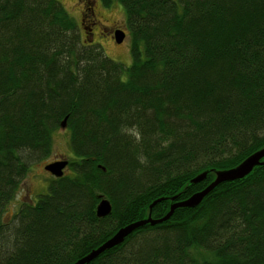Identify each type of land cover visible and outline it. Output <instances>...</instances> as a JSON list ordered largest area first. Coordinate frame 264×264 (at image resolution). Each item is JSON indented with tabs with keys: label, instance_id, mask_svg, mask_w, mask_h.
<instances>
[{
	"label": "trees",
	"instance_id": "16d2710c",
	"mask_svg": "<svg viewBox=\"0 0 264 264\" xmlns=\"http://www.w3.org/2000/svg\"><path fill=\"white\" fill-rule=\"evenodd\" d=\"M113 1L129 30L128 65L83 40L59 1L0 0V264H71L146 217L152 200L185 199L213 179L190 183L197 173L264 144V0L99 3ZM94 11L84 0L82 33ZM63 119L67 173L5 219ZM260 160L85 264H264ZM100 196L110 204L101 217ZM170 203L154 204L151 218Z\"/></svg>",
	"mask_w": 264,
	"mask_h": 264
},
{
	"label": "rangeland",
	"instance_id": "374dc122",
	"mask_svg": "<svg viewBox=\"0 0 264 264\" xmlns=\"http://www.w3.org/2000/svg\"><path fill=\"white\" fill-rule=\"evenodd\" d=\"M57 1H59L67 14L75 22L77 32L82 36L81 3L78 0ZM93 1L94 2L92 4V0H89V4H92L95 10L94 15H91V17H93L95 21L101 22L102 24H113L118 26V28L123 32L124 38L120 43H116L114 37L111 35L105 39L93 37L92 41L98 43L101 46L106 56L124 65H128L130 63V35L124 21V12L122 6L118 2L113 1L109 7H103L99 3V0ZM93 29L94 28H92V30ZM71 156L72 153L68 145L67 132L64 128H58L54 133H52V145L49 154L28 166V170L24 178L19 182L14 197L5 207L4 218H9L19 204L23 202L33 203L37 195L46 190V184L52 175L44 170V165L56 160H68V158ZM65 169L64 173H67L68 170Z\"/></svg>",
	"mask_w": 264,
	"mask_h": 264
},
{
	"label": "water",
	"instance_id": "95a60500",
	"mask_svg": "<svg viewBox=\"0 0 264 264\" xmlns=\"http://www.w3.org/2000/svg\"><path fill=\"white\" fill-rule=\"evenodd\" d=\"M114 39L116 43H120L123 39V33L121 31L116 32L114 34ZM61 126L64 125V119L60 123ZM264 158V144L263 146L259 147L258 149H255L252 153L246 155L243 160H240L237 164H235L233 167H229L226 169H209L204 170L199 173H197L193 178L190 179V183H195L198 181H201L207 171H210L213 174V179L201 190L196 191L192 194H190L188 197L182 200H175L177 195L169 196V197H158L154 200H152L148 206L147 210L148 213L146 217L135 220L133 222H130L119 229H117L108 239H106L104 242H102L100 245H98L96 248L91 249L88 253L83 255L82 257L78 258L71 264H85L95 258L97 255L102 253L103 251L109 249L110 247L119 244L123 238L129 234L133 229L138 228L144 224H155L160 223L162 221H165L168 219V217L171 215L172 211L176 207H193L196 206L204 195H206L213 187L216 186V184L224 181H234V179H238L243 177L249 170H251L254 165H257L261 162H263L260 159ZM66 165V160H58L53 161L50 163H47L44 165V169L48 171L52 176L59 177L62 175V169ZM164 199H168L171 201V203L168 206V210L166 213L157 219H153L149 215V211L151 207ZM94 212L96 216H105L110 212V204L105 198H101L98 203L95 205Z\"/></svg>",
	"mask_w": 264,
	"mask_h": 264
},
{
	"label": "flooded vegetation",
	"instance_id": "af4514ba",
	"mask_svg": "<svg viewBox=\"0 0 264 264\" xmlns=\"http://www.w3.org/2000/svg\"><path fill=\"white\" fill-rule=\"evenodd\" d=\"M81 3V7L83 8V2L84 0H80L79 1ZM93 0H92V4H93ZM84 20V18H82V21ZM92 28H94L92 30ZM92 28H90L86 33L85 32H81L82 36H83V40L85 41H92L93 37L98 38V39H105L107 37H109L110 35L112 37H114V34L116 32L121 31L118 26H115L113 24H109V25H105L102 24L101 22L98 21H94V23L92 24ZM88 33V34H87ZM58 161V160H56Z\"/></svg>",
	"mask_w": 264,
	"mask_h": 264
},
{
	"label": "bare ground",
	"instance_id": "6f19581e",
	"mask_svg": "<svg viewBox=\"0 0 264 264\" xmlns=\"http://www.w3.org/2000/svg\"><path fill=\"white\" fill-rule=\"evenodd\" d=\"M121 32H122V31H121ZM122 33H123V32H122ZM123 38H124V34H123ZM121 41H122V40H121ZM64 122H65V121H64ZM60 128H64V129H65V123H64L63 126H60ZM67 163H68V162L66 161V165H65V166L63 167V169H62V175H63V173H64V169H65V167L67 166ZM44 170H45V169H44ZM45 171H46V170H45ZM46 172H48V171H46ZM48 173H49V172H48ZM49 174H50V173H49ZM50 175H51V174H50ZM62 175H61V176H62ZM52 177H54V176H52ZM59 177H60V176H59ZM213 188H214V187H213ZM213 188H212V189H213ZM101 198H102V196L99 197V199H101ZM159 202H160V201H159ZM155 204H156V203H155ZM193 207H194V206H193ZM176 208H177V207H176ZM174 209H175V208H174ZM174 209H173V210H174ZM150 210H151V209H150ZM149 215H150V211H149ZM150 217H151V215H150ZM155 224H156V223H155ZM152 225H153V224H152ZM135 229H136V228H135ZM133 230H134V229H133ZM133 230H132V231H133ZM132 231H131V232H132ZM131 232H130V233H131ZM127 235H128V234H127Z\"/></svg>",
	"mask_w": 264,
	"mask_h": 264
}]
</instances>
